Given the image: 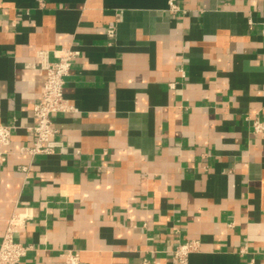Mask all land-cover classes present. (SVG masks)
<instances>
[{"label":"crops","instance_id":"crops-1","mask_svg":"<svg viewBox=\"0 0 264 264\" xmlns=\"http://www.w3.org/2000/svg\"><path fill=\"white\" fill-rule=\"evenodd\" d=\"M169 1L0 0V241L31 214L18 264H179L185 240L187 264H264V0ZM62 46L80 51L72 108L32 154Z\"/></svg>","mask_w":264,"mask_h":264},{"label":"built area","instance_id":"built-area-1","mask_svg":"<svg viewBox=\"0 0 264 264\" xmlns=\"http://www.w3.org/2000/svg\"><path fill=\"white\" fill-rule=\"evenodd\" d=\"M169 5L171 11L182 10L176 0H170ZM107 32L110 37H114V26H109ZM262 34L264 36V22ZM54 53L56 59L49 60L45 57L41 66L46 77L41 92V99L33 106L36 119L33 126L35 140L28 148L32 154L51 153L55 150L56 145L53 137L56 135L58 129L55 126L54 115L72 108L65 96L64 88L66 77L69 75L72 64L80 54V51L72 46H62L56 49ZM171 85L174 86L175 83H171ZM252 126L254 131L264 132V119L254 118ZM12 131V126L4 123L0 124V146L10 143ZM2 160H5V154L0 150V161ZM30 217V213L24 212L15 213L10 219L6 232L0 241V264H18L22 257L31 249V245L18 240L15 236L18 226ZM198 248L199 242L197 240H185L178 242L171 252L179 264H187L190 253ZM63 255L65 257V264H80L79 257L71 250L65 251Z\"/></svg>","mask_w":264,"mask_h":264}]
</instances>
